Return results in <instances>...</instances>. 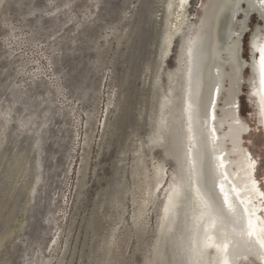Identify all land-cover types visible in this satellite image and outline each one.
<instances>
[{"label":"rangeland","instance_id":"1","mask_svg":"<svg viewBox=\"0 0 264 264\" xmlns=\"http://www.w3.org/2000/svg\"><path fill=\"white\" fill-rule=\"evenodd\" d=\"M165 1L0 0V112L12 117L5 126L0 116V264H102L110 243L119 264L150 255L158 210L139 238L133 150L157 108L159 93L150 92ZM203 1L192 3V22ZM249 24L250 32L264 27L255 15ZM251 75L247 68L245 80ZM250 92L245 82L243 146L264 192V139Z\"/></svg>","mask_w":264,"mask_h":264},{"label":"bare ground","instance_id":"2","mask_svg":"<svg viewBox=\"0 0 264 264\" xmlns=\"http://www.w3.org/2000/svg\"><path fill=\"white\" fill-rule=\"evenodd\" d=\"M194 1L163 3L165 30L158 53L159 71L150 92V95L159 93L157 108L146 126V136L136 141L133 150L132 173L140 183L131 193L132 224L137 230L145 229V217L157 208L152 250L143 264H224L225 259L227 264H264V192L255 177L257 162L243 146V136L250 132V127L241 121L238 109L241 87L247 82L264 139L261 104L264 90L259 83V71L247 67L252 75L245 80L247 68L232 62L228 50L231 7L224 0H204L196 21L192 22L190 7ZM241 8L247 11L248 4H242ZM244 11L237 14V22L244 21ZM253 15L260 19L258 12L249 15L247 26L251 31L249 23ZM260 20L264 25V20ZM232 27L238 30L239 25ZM175 47V67L165 70ZM163 75H166V89L162 84ZM10 114V110L0 112L5 126L12 121ZM204 132L208 134L209 149H216V155L223 157V166L218 172L227 174L226 190L234 185L239 192L238 199L236 193H231L230 199L238 206V214L243 213L244 226L251 221L253 235L243 234L239 224L233 225L219 215L214 225L208 221V213L214 209H205L200 203L191 169L196 154L191 150L194 138L198 140ZM156 150L161 153L160 159L154 156ZM246 155L255 161L256 184L254 190L241 191L242 162ZM168 163L173 166L170 174ZM161 196L163 200L158 204ZM202 211L205 216L201 230ZM143 235L144 230L139 238ZM225 237L227 247L220 251V241ZM108 249L109 258L102 264H119L113 256V243Z\"/></svg>","mask_w":264,"mask_h":264},{"label":"snow or ice","instance_id":"3","mask_svg":"<svg viewBox=\"0 0 264 264\" xmlns=\"http://www.w3.org/2000/svg\"><path fill=\"white\" fill-rule=\"evenodd\" d=\"M224 3L226 6L231 7L230 21L232 23L228 29V50L232 62L244 68L251 67L254 72L258 69L259 83L261 89L264 90V27L257 26L254 32H250L247 26L248 17L252 12H258L260 19L264 20V0H224ZM245 3L248 4L247 11L241 8V5ZM257 4L259 8L256 7ZM241 11H244L245 19L244 21L237 22L235 18ZM237 23L239 25L238 30H234L232 25ZM245 34H249L247 46L251 64L242 58ZM261 104L264 106V96H261ZM189 107L191 108V105ZM233 119H235L234 116ZM191 150H194L196 153L191 161V169L195 176V184L197 185L195 188L196 194L205 209H214L213 212L208 213L209 223L214 225L216 216L219 215L233 225L239 224L243 234L253 235L251 221H248L246 227L244 226L243 213L240 212L238 214V206L230 199L231 193H236L237 199L239 198V192H237L236 187L233 185L230 189H225L224 181L227 174L218 172V169L223 166V157L216 155V149H209L207 132H204L198 140L194 138ZM254 169L255 161L250 155H246L245 160L242 162L244 176L240 180L241 191L255 189ZM261 179H264V172L261 174ZM240 203L242 204L244 201L240 200ZM204 216L205 213L202 211L199 215V219L202 221L201 230L203 229ZM225 240L226 237L220 241V251H224L227 247ZM224 264H227L226 259L224 260Z\"/></svg>","mask_w":264,"mask_h":264}]
</instances>
